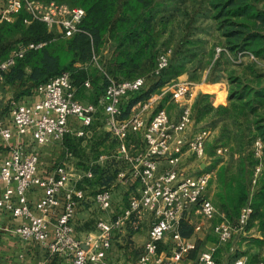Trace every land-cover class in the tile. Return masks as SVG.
Instances as JSON below:
<instances>
[{
    "label": "built area",
    "instance_id": "1",
    "mask_svg": "<svg viewBox=\"0 0 264 264\" xmlns=\"http://www.w3.org/2000/svg\"><path fill=\"white\" fill-rule=\"evenodd\" d=\"M0 22L10 21L21 12L27 14L30 22H39L46 26L47 31L58 32L59 36L69 39L77 33L84 32L81 28L86 12L78 6L54 1L40 0H1ZM44 43L18 44L9 56L0 61V81L3 74L12 68L18 60L27 53L40 49ZM232 58L223 48L215 49V58L221 54ZM255 57L248 52L237 54L239 61L244 56ZM171 50H162L155 62L153 74L159 76L168 67ZM96 64L97 58H93ZM84 85L89 87V81ZM145 85V78L118 82L108 78L105 94L100 101L103 107V122L108 132L118 142L116 155L128 164V170L121 171L118 178L122 183L133 179L140 185L139 195L132 196L128 207L111 221H99L98 233L88 236L84 241L75 239L71 221L74 217L76 202L73 198V181L78 179L66 165H58L49 176L42 179L37 176L38 158L36 155H26L19 144L12 148L10 157L0 164V180L4 183V191L0 195V210L9 212L14 218L27 221L17 228L16 232L23 240H32L46 245L51 255H66L69 264H112L106 258L111 247L112 233L122 228L125 222L140 219L144 212L151 215L148 240L144 244L141 254L131 264H184L187 256L196 250L195 233L202 227L192 218L193 209L207 221L213 220L218 211L213 203L204 198L211 176L201 173L191 176L179 169L181 158L186 145L198 156H205L204 143L208 131L200 132L194 140L187 142L185 132L191 123V106L193 93L186 83L173 84L165 91H170L175 102L185 101L181 115L177 122H172L163 108H156L157 101L166 94L164 90L159 95H151L149 99L137 103L131 109L127 118H122L121 101L129 93L140 91ZM36 93L40 99L34 105L13 103L11 105L12 128L6 127L0 120V136L9 141L13 133L24 135L30 133L39 146L49 143H60L72 133L69 118H76L81 122L82 130L77 132L83 137L91 126L97 113V106L79 101L75 94L70 76L64 72L48 82L37 86ZM142 134L144 149L131 154L130 136ZM255 155L260 158L262 143L255 142ZM227 152L225 148H218V154ZM108 159V155H101L99 162ZM164 162L165 168H160ZM260 171V167L256 169ZM92 177L91 171L85 175ZM255 182V180L253 181ZM33 187L43 189V196L36 202L34 213L26 194ZM64 198V206L54 223H50L47 216L60 206V198ZM95 202L100 210L108 211L111 206V191L103 188L95 195ZM252 213L249 206L243 208L236 224L226 219L217 223L212 232L217 238V244L229 242L233 235L244 232L248 219ZM130 220V221H128ZM186 222L193 227L190 238H183L179 234L180 224ZM135 223V222H134ZM172 236L171 252L159 251L165 237ZM216 246L209 247L197 254L191 264H216L214 254ZM36 264H44L39 262ZM233 264H245L242 258Z\"/></svg>",
    "mask_w": 264,
    "mask_h": 264
},
{
    "label": "trees",
    "instance_id": "2",
    "mask_svg": "<svg viewBox=\"0 0 264 264\" xmlns=\"http://www.w3.org/2000/svg\"><path fill=\"white\" fill-rule=\"evenodd\" d=\"M67 5L85 10L86 16L81 26L84 32L77 33L69 39L61 38L59 35L53 38L44 24L32 22L24 27L21 40L15 42L10 50L8 48L3 50L1 43L3 37L0 36V61L8 57L18 44H45L40 49L27 53L3 74V81L6 84L21 88L19 97L32 95L34 91L36 92L37 86L66 72L76 89V98L85 104L99 105L105 94L108 78L123 82L143 77L144 87L138 92L129 93L121 101L120 108L125 105V112L121 117L127 118L132 107L149 99L151 93L161 86L162 75L177 78L181 71L187 69L188 64L202 62L200 55H210L212 67L221 60L228 59L224 53L214 58L215 48L218 46L212 49L213 43L208 49L204 48L208 41L205 39L209 38L204 32L214 36L219 41V46L231 57L248 52L264 62V0H69ZM23 15L27 14L21 12L16 16L20 18L16 25H22ZM175 21L184 25V32L174 42V34L169 29L170 24ZM204 23L206 24L203 25ZM104 49H108L109 52L107 56L101 57L99 53ZM161 49H170L171 57L168 67L159 76H155L153 70ZM94 57L97 58L96 64L93 61ZM245 67L250 71L248 79L234 77L228 80L227 106L214 107L210 95L199 94L192 104L191 115L197 119L211 117L220 118L223 122L231 121L239 141H243L246 136L250 139L256 137L264 145V77L257 70L259 66L255 63L250 62ZM91 69L97 70L100 74L96 81L90 79ZM85 81H92L90 90L93 91L94 97L89 103L80 97L81 91L87 90ZM151 82L153 84L149 86ZM94 120L89 129H95ZM245 128L248 129L249 135L245 136ZM69 136L71 134L63 139L65 147L73 153L77 150L83 152V148L80 147L83 139ZM241 147L242 145H238L239 157L235 163H240L242 173L226 179V172L233 161L231 157L218 170L220 203L217 206L228 222L237 221L244 207L251 208L252 213L245 230L255 228L261 239L252 238L247 243L249 250L246 252V264H258L264 261L261 259L264 249V166L262 174L251 186L250 181L245 179L244 172L252 174L257 161L253 160V151L244 153ZM262 155L264 164V146ZM108 166L109 164L106 168L92 169L95 184L101 186V189L107 188L105 185H109L115 179V171L111 176L105 177L110 171ZM192 233L191 225L186 222L180 224L181 237L190 238ZM216 241L217 238L213 243ZM200 244H196V248ZM253 248H256L257 252H252ZM218 251L219 249L217 253ZM193 253L195 254L192 251L191 255ZM239 256L240 252L235 253L233 258Z\"/></svg>",
    "mask_w": 264,
    "mask_h": 264
},
{
    "label": "rangeland",
    "instance_id": "3",
    "mask_svg": "<svg viewBox=\"0 0 264 264\" xmlns=\"http://www.w3.org/2000/svg\"><path fill=\"white\" fill-rule=\"evenodd\" d=\"M54 2H60L63 4H68L69 0H54ZM1 8V4H0ZM23 23L16 25V22L18 20L20 21V18L14 17L10 21H3L0 22V36L3 37L2 40V48L5 50V48H8L10 50L11 46L21 40V36L24 30V27L30 25L32 22L29 21V18L27 15H23ZM204 23L203 25H205ZM184 25L180 24L179 21H175L170 24L169 30H171L174 34L173 41H177L179 37L183 35L184 32ZM53 36V38L58 37V32H50ZM204 35L208 38L205 40H208L205 44L206 49L210 47V44L213 43L212 49L215 46H219V41L214 38V36H209L208 32H204ZM174 41V42H175ZM216 47V48H218ZM215 48V49H216ZM221 48V47H220ZM162 49H166V47H162ZM161 49V50H162ZM206 52L208 50H205ZM211 51V50H210ZM209 51V52H210ZM100 52V51H99ZM109 51L104 49L101 50L99 55L107 56V53ZM207 54V53H206ZM202 58V62L199 63H191L190 65L186 67L187 69L184 71H181L180 75L177 78H170L166 74L161 76V82L160 87L156 88L151 94L152 95H159L162 90L165 91V89L168 87L170 88L173 84L177 83H186L188 84L189 88H191V92L193 93V97H197L199 94H208L211 96L213 100L214 107H218L219 105L227 106L228 104V80L230 78H242L248 79L247 76L249 75L248 69L245 67L250 62L255 63L261 73V76L264 77V66H262L261 61L257 58L255 60H252L250 56H244L243 58H240L239 61L236 59L237 56L223 59L221 60L216 66L212 67L210 66V62L212 58L210 55H200ZM7 58V57H6ZM5 58V59H6ZM215 58V56H214ZM214 60V59H213ZM90 79L93 81L99 79L100 74L97 70L91 69L90 73ZM264 81V78H263ZM119 82V81H118ZM91 83L89 82V87H86V91H81L80 97L85 102L89 101L91 102L93 99V91L91 89ZM151 82L149 84L152 85ZM227 92V93H226ZM165 95L162 97L159 102L156 103V108H163L166 110L167 114L169 115V119L172 122H177L179 120V117L182 112V108L186 105L185 101L181 102H175L171 98L170 91H165ZM225 93L226 99H225ZM214 94L218 95L217 101L213 99ZM195 98H193L192 104L195 101ZM226 100V101H224ZM97 106V113L95 115L94 123L96 122V127L98 129H94L95 131H91L89 134L90 138L85 139L86 141L83 142L84 147L83 152L80 151L77 156H73L72 159L69 161V166L74 169V171H77L80 174L84 175L91 171L92 177L87 178L84 177V182L82 183V186H84V189L87 191V194H89V198L85 200L84 203H82L80 206L83 208L79 212V220H77V223L82 224V222H87L91 220H95L96 222L99 220H108L112 217L114 218V215L122 214V212L128 207L129 202V193L133 192L134 194H137L134 192L136 190L135 186L130 185H124L117 181V175L120 171H123L127 169L126 165L122 161H114V160H108L103 163H100L99 156L102 154H114L117 143L113 136L107 132L104 128V122H103V107L101 104L96 105ZM192 107V106H191ZM122 114L125 112V105L122 106ZM131 113V109L128 113V115ZM192 114V112H191ZM226 127V129H224ZM229 129V130H228ZM208 131V136L205 139L204 148H205V156L198 157L190 148L188 145H186L184 149V154L181 158L180 164L178 166L179 169H182L185 171L186 174L191 176H197L201 173H209L211 176L209 185L207 189L205 190L203 196L206 199H209L214 207L217 209L218 214L217 216L211 220L207 221L204 220L199 213L196 212V209H193L192 218L196 224H199L202 227V230L199 233H195L193 238L196 240L197 244L201 243L198 248L194 251L195 254L191 253L187 256L188 262L191 261L192 263L196 258V253L198 254L201 251L206 250V245L209 243H213L214 240H216L215 235L212 232V228L222 221V219H225V216L223 213L218 209V204L220 203V199L218 198V180H217V174L218 170L223 164H226L230 157L232 158V162L229 166V169L226 172V179L233 178L234 176L239 175L242 173L241 165L240 163H235L238 161L239 157V150L238 145H242L241 150L244 153L253 151V160L257 161V165L254 168V171L252 174L245 173V179L250 181V185L253 186L255 182L254 180H257L263 171V162H262V153L260 158H257L255 155V142L259 139L254 137L253 139H250L248 136L249 131L247 128H245V136L246 138L243 141H239V137L236 136V129L234 124L231 121H224L220 118L218 119H211V117L206 118H200L197 119L192 117L191 115V123L189 127L187 128L185 132V137L187 142H191L194 140V138L202 131ZM230 133H227V132ZM225 132V134H224ZM142 134L139 133V135L135 136L136 142L140 143L139 147L140 149H144L145 144L144 141L141 139ZM131 138V136H130ZM129 140L131 143L133 142L132 139ZM103 140V141H101ZM260 140V139H259ZM262 143V150H263V142ZM135 143V142H133ZM138 143V144H139ZM137 144V145H138ZM218 148H225L227 149V152L224 154H218L217 149ZM202 163V167L200 164ZM81 164V165H80ZM95 165L94 167L99 168H106L109 164L110 171L105 174V177L111 176L113 171H115V179L112 183L109 185H105L107 188L111 191V207L108 211H102L99 209V207L95 204L93 197L90 195H93L97 192V190L101 189V186L98 184H95L94 174H93V168L89 167L88 165ZM165 163L162 162L161 169L163 170L165 168ZM260 167V171H256L257 168ZM108 170V169H106ZM252 182V183H251ZM74 184H72V187ZM140 188V185H139ZM96 191V192H94ZM95 196V195H94ZM135 196V195H134ZM95 198V197H94ZM79 206V207H80ZM245 208V207H244ZM112 218V219H113ZM130 221V220H128ZM131 222H138V225L140 226V230L136 231L133 235V241L130 240L132 235L129 237V231L123 232V233H116L113 237V244L117 247V249H124L126 252L127 260L128 258H132L134 260L143 250L144 244L146 243L148 239V232L150 229V225L152 223L151 215L147 212H144L142 217L140 219H132ZM237 221H231V224H236ZM125 224H128V222H125ZM193 234V233H192ZM214 239V240H213ZM247 239L243 236V234H234L232 239L227 243H222L219 246V251L217 253V250L214 254L215 262H220V264H231L232 260L234 259L233 256L235 253L240 252L239 257H247L246 252L249 250ZM217 244V241L216 243ZM218 245V244H217ZM173 247L172 242V236L168 234L165 237L164 242L162 243L160 247V251L168 252ZM242 254V255H241ZM247 259V258H246ZM186 260V263H188ZM231 262V263H230Z\"/></svg>",
    "mask_w": 264,
    "mask_h": 264
},
{
    "label": "crops",
    "instance_id": "4",
    "mask_svg": "<svg viewBox=\"0 0 264 264\" xmlns=\"http://www.w3.org/2000/svg\"><path fill=\"white\" fill-rule=\"evenodd\" d=\"M0 4L2 5L1 0H0ZM261 63H262L261 65L264 66V62H261ZM19 93H21V88L14 86V85L12 86L8 85L3 80L0 81V120H2V122L4 123L6 127L12 128V118H11L10 109L13 103H19V104H24V105H34L40 99L39 95L35 91L32 95H23L20 97H19ZM226 93L224 95L225 99L227 95ZM213 99L217 101L218 95L214 94ZM69 123L72 128V133H71V136L69 137L75 138V139L82 138L83 142L86 141L85 139L90 138L89 136V134L91 133L90 130L95 131L96 129H98L97 127L95 130L90 128L89 130L85 131V135L83 137H78L76 134L77 132L82 130L81 122L77 120L76 118L70 117ZM104 129L108 132L107 128H104ZM137 135L139 134L131 135V138H130L132 139L133 142H135V143L133 142L131 143L130 141V144L133 146L131 148V152H130L131 154H136V152L141 150L139 147L140 143L138 142L139 143L138 144L135 139V136ZM141 139L143 141L142 136H141ZM83 142L81 143L80 147H84ZM19 144L22 146L23 151L26 155H36L37 156L38 158L37 176L38 177L45 179L47 176L51 174V172L55 169L56 166L66 165L67 168L73 173V175L78 178L75 181H73L74 186L72 187L73 192H74L73 198L76 202V207H75L74 217L71 221V225L74 230L75 239L84 241L88 236H92V237L95 236L98 233L97 224L99 221H111L114 219L112 217L113 219L111 218L108 220H99L97 222L95 220H91L87 222L85 221V222H82V224L80 225L79 223H77V220H79V215H80L79 212L81 211V209L83 210V208L80 205L84 203L86 199L89 198L88 197L89 194H87V191L84 189V186H82V183L84 182V177H85L84 173L80 174L77 171H74V169L68 165L69 164L68 160L72 159L73 156H77V154L79 153L78 150L75 153L69 151L63 144V141L60 143H49L43 146H39L35 143L30 133L20 135V136L17 135L16 133H13V136L9 141L3 140L2 137L0 136V164H2L5 160H7L10 157L12 148H14L15 146ZM117 150H118V142H117V147H116L114 154H110V155L102 154V155H108V159L104 160L103 162L108 161V160L122 161L127 167V169L123 170V172H125L126 170H128V164L124 160H122V158L116 155ZM103 162H100V163H103ZM88 166L91 167L93 166V164L88 165ZM200 166L202 167V163L200 164ZM117 181L124 185H130L132 187L135 186L136 190L134 192H136L137 194H134L133 192L129 193V200L132 196L139 195L140 193L139 184L135 180L131 179L126 183H122L119 180L118 175H117ZM4 187H5L4 183L0 180V195L3 193ZM43 194H44V191L40 187H33L26 194L27 202L31 210L34 213H36L35 204L43 196ZM90 196L93 197L92 199L95 202V198H94L95 196L94 195H90ZM64 202H65L64 198L61 197L60 206L55 210V212L47 216V219L49 220L50 223H54L56 221L57 216L61 213V210L64 206ZM95 204L97 205L96 202ZM117 215H114V217ZM26 223H27L26 220L21 219V218H14L9 212L0 210V264H36L39 262H44V264H69L70 263L66 255H51L48 252L46 245L38 244L32 240H23L20 237V235L16 232V230L17 228H19L20 226ZM140 229L141 228L138 225V222H135V223L130 222L124 225L119 230L114 231L111 237V247L106 254L107 260L111 262L112 264H131L133 263L141 253L134 260H132V258L131 259L128 258L127 260V256H126L127 254L125 250L123 248L117 249V247L112 243L113 237L115 236L116 233H123L126 231H129L128 233L130 237L132 234L134 235V233ZM239 234H243V236L247 239L246 241L247 243H249L252 238L261 239V235L259 234V232L256 231L255 228H251L249 231L245 230L244 232H239ZM133 235L130 240L133 239ZM220 245L221 244L217 245L215 243H210L206 245V249L209 247L216 246V250H218ZM171 250H169L168 252H171ZM159 251H160V248H159ZM251 251L257 252V249L253 248ZM163 253L166 254V252H163ZM240 258H242L246 264L247 257H239V258L236 257V259H233L231 261L232 263L231 262L230 263L233 264L235 260L240 259ZM261 259L264 260V249L262 250ZM186 260L187 259L184 260V264H191L190 263L191 261L188 262L187 260L188 263H186ZM258 264H264V261Z\"/></svg>",
    "mask_w": 264,
    "mask_h": 264
}]
</instances>
